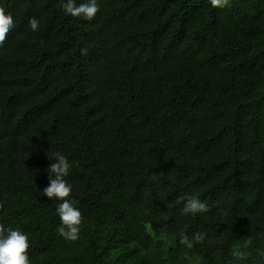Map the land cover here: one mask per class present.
<instances>
[{"label":"trees","instance_id":"obj_1","mask_svg":"<svg viewBox=\"0 0 264 264\" xmlns=\"http://www.w3.org/2000/svg\"><path fill=\"white\" fill-rule=\"evenodd\" d=\"M100 5L85 20L61 0H0L16 22L0 47V225L28 234L32 264H264V0ZM57 151L74 162L75 242L42 194ZM192 194L210 211L183 214Z\"/></svg>","mask_w":264,"mask_h":264},{"label":"clouds","instance_id":"obj_2","mask_svg":"<svg viewBox=\"0 0 264 264\" xmlns=\"http://www.w3.org/2000/svg\"><path fill=\"white\" fill-rule=\"evenodd\" d=\"M229 0H210L213 8H224ZM100 0H83L77 5L76 0H61V7L65 15L79 17L85 20H92L100 11ZM16 22L11 13L6 12L5 8L0 6V47L6 43L10 33L14 31ZM28 27L32 32H37L40 28V21L35 18H29ZM86 54V50H82ZM52 161L47 169L48 185L43 188V196L50 200H56L58 205L55 209L59 218V225L56 229L58 235L67 242L79 240L83 224V216L77 201L71 197L73 185L66 179L69 177L74 162L57 151L52 154ZM183 207L182 213L195 216L210 211L209 203L201 199L198 195H186L181 198ZM147 211V210H146ZM206 233H195L190 239L185 233L179 243L186 248L194 247L193 240L203 241ZM30 248L29 236L20 229L4 228L0 225V264H32L28 250Z\"/></svg>","mask_w":264,"mask_h":264}]
</instances>
